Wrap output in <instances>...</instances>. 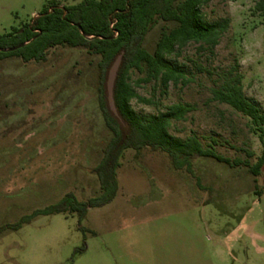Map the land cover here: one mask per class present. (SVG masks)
<instances>
[{
    "label": "rangeland",
    "instance_id": "1",
    "mask_svg": "<svg viewBox=\"0 0 264 264\" xmlns=\"http://www.w3.org/2000/svg\"><path fill=\"white\" fill-rule=\"evenodd\" d=\"M49 1L0 0V35L30 21ZM259 1L204 5L207 21L228 18L229 26L212 51L190 42L169 58L187 80L170 83L165 95L155 82H139L144 74H130L135 92L156 102L132 99L136 112L188 105L169 132L195 135L233 165L196 156L192 171L176 169L165 152L128 148L116 171V195L89 207L82 219L39 214L12 227L68 192L80 201L99 193L93 169L111 135L97 97L100 57L58 45L43 60L0 59V264H264V166L258 175L250 171L262 144L250 118L213 100L211 92L237 64L244 95L264 110ZM165 27L158 22L149 30L148 50Z\"/></svg>",
    "mask_w": 264,
    "mask_h": 264
},
{
    "label": "trees",
    "instance_id": "2",
    "mask_svg": "<svg viewBox=\"0 0 264 264\" xmlns=\"http://www.w3.org/2000/svg\"><path fill=\"white\" fill-rule=\"evenodd\" d=\"M209 1L81 0L61 5L60 1L51 0L38 16L0 35V59L17 56L23 61L43 60L49 49L58 45L83 48L88 54L99 56L98 104L104 124L111 134L100 161L93 169L100 186L97 195L80 201L72 192H68L58 202L34 210L13 228L39 214L77 213L82 219L89 207L110 202L118 189L116 171L120 158L128 148L136 153L145 147L165 152L176 169L192 171V159L196 156L233 165L230 158L217 153L213 147L204 148L195 135L180 138L169 132L172 120H182L190 111L188 105L173 103L167 105L165 110L143 115L130 104L132 99L148 105L156 104L152 98L135 92L130 82L131 71L144 74L139 82L153 81L159 86L161 94L165 95L170 83L187 80L182 67L169 59L171 56L180 55L183 47L190 42L199 43L200 47L210 51L219 43L230 20L207 21L201 8ZM256 5L264 10V0ZM158 22H165L168 27L162 29L150 51L144 41L149 30ZM22 43L25 44L20 46ZM13 47L16 49H9ZM121 53L122 59L113 86L115 114L108 102L107 77L110 67ZM220 79V84L211 89L212 99L248 116L253 131L261 141V155L250 166L251 173L258 175L264 166V110L244 95L242 75L237 71V64ZM244 163L249 165L247 161Z\"/></svg>",
    "mask_w": 264,
    "mask_h": 264
},
{
    "label": "water",
    "instance_id": "3",
    "mask_svg": "<svg viewBox=\"0 0 264 264\" xmlns=\"http://www.w3.org/2000/svg\"><path fill=\"white\" fill-rule=\"evenodd\" d=\"M38 15L39 13L37 15H34L33 18ZM24 44L25 43H22L20 46H23ZM9 49L14 50L16 49V47L9 48ZM2 50H8V49H2ZM121 59H122V53L119 54L117 58L115 59V61L113 62L112 66L109 69L108 77H107L108 102H109L110 109L115 114H117V109H116L114 98H113V86H114L115 77H116L117 70L120 65Z\"/></svg>",
    "mask_w": 264,
    "mask_h": 264
}]
</instances>
